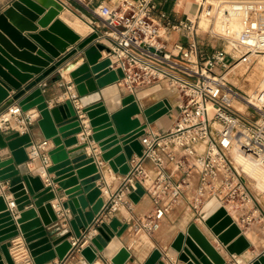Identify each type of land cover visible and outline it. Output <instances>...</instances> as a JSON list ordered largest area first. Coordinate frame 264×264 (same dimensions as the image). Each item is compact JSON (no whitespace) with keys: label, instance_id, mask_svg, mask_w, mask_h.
Listing matches in <instances>:
<instances>
[{"label":"water","instance_id":"95a60500","mask_svg":"<svg viewBox=\"0 0 264 264\" xmlns=\"http://www.w3.org/2000/svg\"><path fill=\"white\" fill-rule=\"evenodd\" d=\"M63 11L64 6L57 0H16L0 13V33L9 41L0 34V47L11 53H15L11 45L25 50L20 54L23 59L19 60L15 56L10 58L0 48V114L16 101L23 112L36 109L37 124L45 139L53 144L49 152L53 165L33 177L27 152L33 145L31 136L20 134L17 129L10 134L0 130V184L7 185L19 213V218L14 220L13 212L0 195V260L3 257L6 264H14L9 255L10 241L19 233L34 264H47L56 257L61 261L65 259L71 250V243L67 241L71 233L57 237L61 231L55 208L67 212L66 219L77 239L82 236L81 230L90 232L95 216L99 217L103 200L99 198L101 190L96 182L102 175L94 158L87 156L91 145L78 141L83 121L89 120L92 131L89 141L99 146L103 161L114 171L126 175L133 154L142 155L140 139L147 127L171 108L167 100L145 109L137 102L160 91L159 85L121 98L116 82L123 75L121 70L111 68L110 48L100 39L99 32L81 37L61 20H55ZM36 22L43 28L52 24L46 31L24 36L25 31L38 30L32 24ZM65 72L69 73L76 96L50 106L43 94L48 84L43 80L54 73V81L60 80ZM140 115L143 123L134 118ZM48 175L53 178H45ZM47 184L49 186H45ZM52 185H57L59 190L54 192ZM61 191L66 201L51 204ZM144 195V189L137 184L130 198L137 203ZM27 207L31 208L25 210ZM199 216L223 244L240 233L216 198L203 206ZM15 224H19V228ZM126 228L117 219L95 226L91 245L81 251L87 262L94 264L98 256L111 258V264H126L132 260L119 241ZM226 229L228 231L222 234ZM240 241L244 239L241 237ZM248 247L244 241L241 251L232 248L231 253L240 255ZM172 248L178 252V260L185 264H225L194 225L189 227L186 236H177ZM162 257L159 250H154L144 264H167ZM254 264H264V253Z\"/></svg>","mask_w":264,"mask_h":264},{"label":"built area","instance_id":"2783aa9c","mask_svg":"<svg viewBox=\"0 0 264 264\" xmlns=\"http://www.w3.org/2000/svg\"><path fill=\"white\" fill-rule=\"evenodd\" d=\"M107 1L100 9L104 30L99 34L110 48L111 68L122 72L116 82L120 91L136 95L141 90L166 85L180 96V104L178 117L168 132H149L141 137L142 155L130 160L128 174L94 225L117 212L124 198L140 184L152 204L151 212L140 220V230L153 235L181 200L186 178L194 172L200 174L188 208L194 216L199 215L207 201L216 198L223 206L249 208L245 219L248 222L255 218L263 220L264 210L235 156L251 158L264 169V87L250 96L226 80L225 75L237 65L249 66L264 55V10L254 0H232L225 5L222 0H199L196 14L177 25H172L168 16L161 13L167 30H185L189 38L186 45L175 43L167 55L163 53L167 39L160 34V26L153 18L154 0ZM202 15L211 25L208 33L221 43V50L210 57L201 52L197 36ZM236 21L240 23L239 30L234 27ZM171 54L187 63L184 66L171 63L181 68L184 75L161 65L168 63ZM37 118L39 113L25 115L19 106H14L0 114V130L7 131L14 124L24 133ZM90 135L89 125L83 121L78 141L91 145L88 156L94 158L100 172L104 163L92 147ZM46 144L30 147L31 160L44 152L45 170L49 165ZM146 161L152 163L153 169L142 168ZM9 208L16 209L14 202L9 203ZM88 235L89 232L82 234L71 243V248H82Z\"/></svg>","mask_w":264,"mask_h":264},{"label":"crops","instance_id":"0c3cea01","mask_svg":"<svg viewBox=\"0 0 264 264\" xmlns=\"http://www.w3.org/2000/svg\"><path fill=\"white\" fill-rule=\"evenodd\" d=\"M14 1L16 0H0V13L6 10ZM57 1L64 6V11L59 16H57L55 20L59 19L68 26V22L77 21L79 25L86 28L87 30L84 34L81 32H76L74 30L81 37H85L93 32L101 33L104 30L102 25V19L100 17V9L101 6L108 3L107 0ZM154 1L156 5V10L153 14V18L155 22L160 26V34L165 39H167V49L163 53L168 55L170 54L171 48L175 43H181L186 45L189 42V38L185 30H167L165 28L166 23L160 18V14L165 13L168 16L171 24L177 25L180 21L191 19L196 14L199 5V0H197L196 3H193L190 0ZM192 6H195V11L191 13ZM32 24L34 26H37L38 30L36 32L25 31L23 32L24 36H27L28 34H36L37 32L42 30L46 31L50 28L52 23H50V25H48V27L46 28H43L38 25V22ZM0 34L6 41H8V39L2 33ZM197 36L199 40L200 50L205 55V57H210L219 50H221L220 41H218L210 33H208V30L199 27L197 31ZM105 45L108 46L107 43ZM11 46L15 50V53H11L7 50H4L2 47L0 48L4 51L7 56H10V58H13L12 56H15L19 60H22L23 58L20 56V54H22L25 50H20L14 47L13 45ZM103 55L105 56V53H103ZM80 56L81 55H78L77 58H80ZM143 57L145 59L154 61L153 59L147 58V56ZM167 61L168 63H162L161 65L176 74L184 75L181 71V68L174 67L171 64L176 63L178 66L187 65V63L181 60L180 57L171 54L170 59H168ZM54 76H56V73L50 75L49 77L43 80V83L48 84L47 88L43 91V94L47 103L50 106L62 104L72 96H76L75 88L73 82L71 81L69 73H63L61 75V79L57 81H54ZM163 87L164 86H162L161 89ZM142 91L144 90H141L140 92ZM157 93L158 92L140 101L137 100V102L143 109L151 107L154 104L163 100H167L169 105L171 106L170 110L166 114L158 118L153 124L147 127L146 135L149 132H155L158 134H164L168 132L173 127L179 114L178 105L180 104V96L176 92H174L175 94L172 96L162 97H156ZM127 95H131V93L128 91H120L121 98ZM14 106H19L18 101L10 105L4 111H7ZM36 112V109H31L23 113H25L26 115L34 114ZM83 118L86 119V117ZM134 118H139L141 123L144 122V119L141 115ZM38 119L39 118H37L36 121L29 123L26 131L20 134H29L32 139V146H38L43 142L47 143L45 153H47L49 158V168L53 165L49 157V152L53 149V144L51 141H47L43 136L37 124ZM86 122L89 123V120L87 119ZM13 126L14 124H12L10 128H8L7 134H10L15 131L16 127ZM89 130H91L90 127ZM92 147L96 149V152L98 153V155H100V159L103 161V159L101 158V151L99 146L97 144H93ZM89 151L90 149H88V153ZM27 152L31 158L30 147H28ZM42 154H44V152H42ZM42 154L41 157H36L32 159L31 163L29 164L30 175L33 177L39 174L41 175L45 171L42 161ZM136 157L137 155L133 154L132 159ZM103 163L104 166L100 169V174L102 175V178L96 182L97 186L100 187L101 190V196L99 198L103 200V205L101 207L100 214L105 208V206L110 204L114 199L118 188L121 185L122 180L125 176L120 174L119 171H114L108 162L103 161ZM142 168L146 171L151 170L153 169V165L151 162L146 161L142 164ZM179 175L182 176V174ZM47 177L52 179L53 175H48L45 178ZM186 181V189L182 195L181 200L178 204L173 207L170 213L165 216L161 223L160 229L153 235L146 234L145 232L140 230V220L145 218L152 210V204L146 195H144L137 203H135L131 200L129 194L127 198H124L123 202L121 203L120 209L117 212L110 213L105 218H103V221L105 223H109L111 220L117 219L121 225L127 226L126 230L119 237V241L122 245V248L126 249L130 253V256L132 258V260L127 261L126 264H144L154 252V250H159L163 254L162 259L164 260V262H167V264H185L184 262L178 260V252H176L172 248V244L175 242L178 235L183 234L186 236L189 227L192 225L195 226V229L197 230L199 235L203 239H205V241H207V243L211 246V248L219 257V259L223 260L225 264H254V261L264 253V217L263 220L255 218L252 221L248 222L245 219L250 212L249 208L239 209L237 207L223 206L227 213L231 216L232 220L238 226V229L240 231L239 234L230 237L226 244H223L205 225V222L201 219V217L199 215L194 216L193 213L190 212V210L188 209L189 204L192 202V199L194 197L195 190L199 185L200 174L198 172H194L190 177L186 178ZM52 187L54 192L56 190H59V187L57 185H52ZM0 195L4 197V201L8 205L9 203L14 202L13 195L8 192L7 185L5 184H0ZM57 196L58 197H56L54 200L50 201L51 204H60L62 201H66V196L63 195V191L58 193ZM30 208L31 207H27L25 210H28ZM12 212L14 220L18 219L19 213L17 212V210L15 209ZM54 212L58 214V218L60 219L58 226H60L61 232H59L57 237L59 238L60 236H62L63 233L70 232L71 236L68 237L67 241L70 243H72L73 241H77V238L75 237L73 230L69 225V221L68 219H66L67 212L63 211L62 208H56L54 209ZM97 218L98 216H95V220ZM15 226L19 228V224H15ZM94 227L95 225L93 224L88 235V242L82 248L76 250L71 248L64 260L61 261L56 257L47 264H89L81 251L91 245L90 239L96 234V232L94 231ZM227 231L228 229L223 231L222 234ZM84 233L85 230H81V234ZM241 237L246 243H248L249 247L246 248L240 255L236 253L232 254V248H237L239 249V251H241V249L243 248L244 241H240ZM10 243L11 247L9 248V255L14 264H34L21 233H19L18 236L14 237L10 241ZM6 244L7 243H3V245ZM93 250L96 252L94 248ZM119 252L120 251L117 250V253ZM0 263L6 264L5 259L3 257L0 260ZM94 264H111V258H101L100 256H98V259L94 262Z\"/></svg>","mask_w":264,"mask_h":264},{"label":"bare ground","instance_id":"6f19581e","mask_svg":"<svg viewBox=\"0 0 264 264\" xmlns=\"http://www.w3.org/2000/svg\"><path fill=\"white\" fill-rule=\"evenodd\" d=\"M228 1H232V0H222L221 4L225 5L226 2ZM254 1L257 2V4L262 10H264V0H254ZM200 18L201 19L199 21V26L201 28H205V26L208 25L209 27L208 19L204 15H202ZM68 24L76 32H81L84 34L87 31L86 28L79 25L77 21L68 22ZM234 27L236 30L240 29L239 21H236L234 23ZM259 57L264 58V55H260ZM236 69L237 71H239L238 73L244 75L247 72L248 68L240 64V65H237L235 68H233V70H236ZM228 74L229 72H227L225 77ZM252 74H253L252 78H254L256 81H254L255 86L253 90L251 92H248V94L250 96H255L264 87V62L256 64L254 66V69L252 70ZM112 106L113 105L111 104V107ZM235 160H236L238 167H240L241 171L246 175L247 179L254 182L256 188H259L260 190L264 191V169L258 166L251 158L243 157L241 155H236Z\"/></svg>","mask_w":264,"mask_h":264},{"label":"rangeland","instance_id":"374dc122","mask_svg":"<svg viewBox=\"0 0 264 264\" xmlns=\"http://www.w3.org/2000/svg\"><path fill=\"white\" fill-rule=\"evenodd\" d=\"M190 1H192L193 3H196L197 0H190ZM194 11H195V6H192L191 13ZM210 27L211 25L209 27L208 25H206L205 28H202V29L208 30ZM262 62H264V58L257 57L256 59L253 60V62L249 66L243 65L244 67L249 69V70L247 69V72L244 75L238 73L239 71H237V69L236 70L231 69L229 71V74L225 77V79L231 82L242 93L248 94V92H251L253 90L255 86L254 81H256L254 78H252L253 77L252 70L254 69V66L256 64L262 63ZM174 94H175L174 91L169 86L165 85L160 91H158V93L156 94V97L172 96ZM245 179L247 180L250 187L253 189L257 200L260 202V204L264 208V191L260 190L259 188H256L254 182L247 179L246 176H245Z\"/></svg>","mask_w":264,"mask_h":264}]
</instances>
